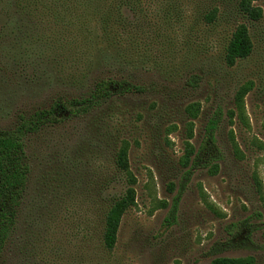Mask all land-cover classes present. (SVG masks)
Returning a JSON list of instances; mask_svg holds the SVG:
<instances>
[{
    "label": "rangeland",
    "instance_id": "374dc122",
    "mask_svg": "<svg viewBox=\"0 0 264 264\" xmlns=\"http://www.w3.org/2000/svg\"><path fill=\"white\" fill-rule=\"evenodd\" d=\"M170 1L142 7L138 19L129 15L130 34L109 47L114 66L95 58L87 66L77 29L60 16L0 4V128L56 97L86 96L101 77L143 89L24 138L30 173L0 264H210L217 257L264 264V0H252L262 11L257 21L238 11L237 0ZM212 9L216 18L206 22ZM239 24L253 50L228 66L225 48ZM243 87L250 88L238 111L235 95ZM218 108L217 173L198 169L181 181L187 152L197 149ZM121 144L136 178L135 204L108 250L104 215L126 188L114 165ZM239 221L251 236L215 251Z\"/></svg>",
    "mask_w": 264,
    "mask_h": 264
},
{
    "label": "trees",
    "instance_id": "16d2710c",
    "mask_svg": "<svg viewBox=\"0 0 264 264\" xmlns=\"http://www.w3.org/2000/svg\"><path fill=\"white\" fill-rule=\"evenodd\" d=\"M238 11L251 21H257L262 17L261 8L255 6L252 0H237ZM12 3L16 7H40L48 17L53 14L54 19L60 16L66 27H75L78 31V46L82 55L86 56L85 64L91 66L92 58L100 59L104 64L114 66L111 63L110 48L116 37L124 38V34H130L131 21L129 15L139 18L142 7H152L155 4L162 5L172 3L170 0H0V4ZM60 8V12H57ZM217 11H207L203 18L206 22H213ZM117 31V34H116ZM136 36V34H134ZM253 50V43L244 24H239L232 32L225 48L224 61L228 66H233L238 60L246 59ZM195 82V78L189 79V84ZM250 87H243L235 95L236 110L241 109L242 96ZM141 86L124 78L112 76L101 77L92 83L88 94L84 97H56L44 108L34 111L28 116L19 115L17 123L9 129L0 128V254L16 224L17 215L21 206L24 191L30 173V165L27 162L24 138L29 134L37 133L42 127L54 125L70 118L82 117L114 96H122L129 93L141 92ZM195 116V111L189 109ZM222 111L218 108L207 121L204 134L197 149L187 152L183 164L188 166L184 171L181 181L189 180L195 170L207 169L216 174L222 153L219 149L215 131L220 123ZM232 115V113H230ZM114 165L118 174L124 177L126 188L107 209L104 215L102 242L106 249L114 248L121 219L125 212L135 204L136 178L131 173L127 147L121 144L114 155ZM183 185V184H182ZM182 187L174 196L166 221L171 225L177 210L179 196ZM230 237L224 243H218L215 251H225L233 248L235 238L246 233L247 238L251 231L245 221H239L227 227ZM210 264H252L251 259L217 257Z\"/></svg>",
    "mask_w": 264,
    "mask_h": 264
}]
</instances>
